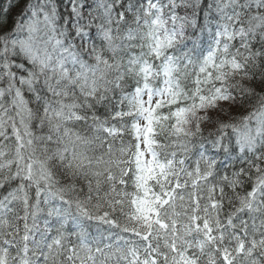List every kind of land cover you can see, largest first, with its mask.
I'll use <instances>...</instances> for the list:
<instances>
[{"label": "snow or ice", "instance_id": "1", "mask_svg": "<svg viewBox=\"0 0 264 264\" xmlns=\"http://www.w3.org/2000/svg\"><path fill=\"white\" fill-rule=\"evenodd\" d=\"M0 264H264V0H0Z\"/></svg>", "mask_w": 264, "mask_h": 264}]
</instances>
